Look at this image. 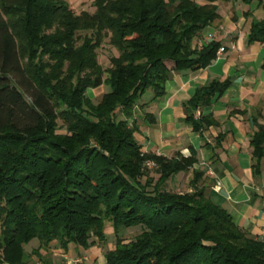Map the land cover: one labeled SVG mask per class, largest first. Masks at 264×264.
Returning <instances> with one entry per match:
<instances>
[{
  "label": "trees",
  "instance_id": "obj_1",
  "mask_svg": "<svg viewBox=\"0 0 264 264\" xmlns=\"http://www.w3.org/2000/svg\"><path fill=\"white\" fill-rule=\"evenodd\" d=\"M218 1L95 0L94 12L76 13L66 0H0V264H30L33 238L45 250L53 241L66 252L88 249L106 239V221L116 239L106 264H264V239L233 219L194 166L195 152L145 151L129 124L148 89L157 99L173 70L217 56L220 40L198 46L194 38L220 17ZM242 1L264 8V0ZM247 36L264 42V17L252 19ZM106 37L118 54L104 68ZM101 84L109 89L94 101L88 89ZM229 84L214 78L184 102L194 130L217 123L195 110ZM253 120L257 175L264 124ZM191 169L189 189L170 187ZM135 225L141 231L126 241L123 230Z\"/></svg>",
  "mask_w": 264,
  "mask_h": 264
},
{
  "label": "crops",
  "instance_id": "obj_2",
  "mask_svg": "<svg viewBox=\"0 0 264 264\" xmlns=\"http://www.w3.org/2000/svg\"><path fill=\"white\" fill-rule=\"evenodd\" d=\"M218 4L220 17L198 32L194 44L200 46L216 38L224 49L217 51L205 67L173 70L164 94L154 100L152 94L143 100L144 105L130 119L145 151L168 156L176 152L190 155L194 151V166L205 170L208 184L233 219L264 239V157L261 173L256 175L250 144L256 128L254 117L264 124V42H249L247 36L252 19L264 17V8L257 1ZM214 78H228L230 84L222 94L212 97L210 105L197 108L195 115L211 113L217 123L194 130L184 119V102L197 87ZM185 173L173 176L168 182L170 187L179 189ZM191 175L192 169L187 173V181ZM218 179L222 182L220 190L214 188ZM87 250L95 249L91 246Z\"/></svg>",
  "mask_w": 264,
  "mask_h": 264
},
{
  "label": "rangeland",
  "instance_id": "obj_3",
  "mask_svg": "<svg viewBox=\"0 0 264 264\" xmlns=\"http://www.w3.org/2000/svg\"><path fill=\"white\" fill-rule=\"evenodd\" d=\"M72 9L76 13H81L83 11L94 12L96 10L95 0H66ZM200 2H205L206 0H199ZM218 2H221L219 0ZM113 54H118V50L109 42V38L103 41V43L98 48V60L102 64L104 68L111 65L110 57ZM109 89L107 84H101L97 87L89 88V95L94 99V101H98L102 94ZM153 94L152 89H148L140 99L139 103L134 107V114L138 113L140 110V106L144 105L142 103L143 100L149 98ZM133 114V115H134ZM123 112L118 111V117L124 118L125 115ZM132 118V117H131ZM134 121L129 119V124H133ZM152 161V160H149ZM154 162V161H153ZM148 164V162H147ZM157 175L155 172H153ZM187 173L184 174L183 183L180 184L179 189L176 190H186L189 189V180L187 181ZM106 231V239L98 240L92 246L95 250H87V249H78L75 244L70 245L69 251H65L56 241H53L47 250L39 248V241L37 238H33L28 244L25 245L26 250L31 254L32 261L30 264H46L44 260L39 257L36 252H33V249H38V251L45 257L48 256L54 264H75L71 262L72 260H77V264L85 263V264H106L105 251L115 247V234L113 231V227L110 221H106L105 224ZM141 231L140 225H135L128 227L123 230L122 234L126 241L134 238V236ZM91 248V247H89ZM71 262V263H70Z\"/></svg>",
  "mask_w": 264,
  "mask_h": 264
},
{
  "label": "built area",
  "instance_id": "obj_4",
  "mask_svg": "<svg viewBox=\"0 0 264 264\" xmlns=\"http://www.w3.org/2000/svg\"><path fill=\"white\" fill-rule=\"evenodd\" d=\"M224 49V47H220L219 49H218V51L220 50H223ZM155 165V163L153 162V161H148V166L149 167H153ZM214 188L216 189V190H220L221 188H222V182H221V180L220 179H218V180H216V182H215V184H214ZM71 262H73V263H75V264H77V260H72ZM70 262V263H71Z\"/></svg>",
  "mask_w": 264,
  "mask_h": 264
}]
</instances>
